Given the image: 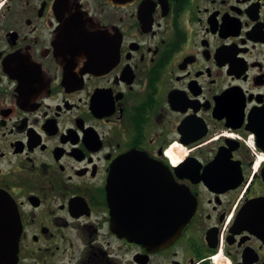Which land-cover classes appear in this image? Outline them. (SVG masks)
Returning a JSON list of instances; mask_svg holds the SVG:
<instances>
[{
  "label": "flooded vegetation",
  "instance_id": "1",
  "mask_svg": "<svg viewBox=\"0 0 264 264\" xmlns=\"http://www.w3.org/2000/svg\"><path fill=\"white\" fill-rule=\"evenodd\" d=\"M263 105L264 0H0L17 264H264Z\"/></svg>",
  "mask_w": 264,
  "mask_h": 264
},
{
  "label": "water",
  "instance_id": "2",
  "mask_svg": "<svg viewBox=\"0 0 264 264\" xmlns=\"http://www.w3.org/2000/svg\"><path fill=\"white\" fill-rule=\"evenodd\" d=\"M250 129L256 135L258 149L264 152V105L254 113ZM194 207L189 193L181 188L180 218L175 222L177 233L190 222ZM19 223L15 201L7 192L0 191V264L18 262Z\"/></svg>",
  "mask_w": 264,
  "mask_h": 264
}]
</instances>
